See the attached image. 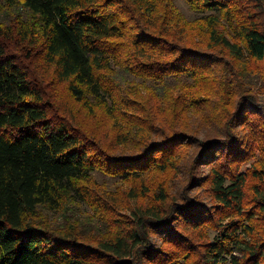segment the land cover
<instances>
[{"label":"trees","instance_id":"1","mask_svg":"<svg viewBox=\"0 0 264 264\" xmlns=\"http://www.w3.org/2000/svg\"><path fill=\"white\" fill-rule=\"evenodd\" d=\"M184 1L0 0V264H264V0Z\"/></svg>","mask_w":264,"mask_h":264},{"label":"rangeland","instance_id":"2","mask_svg":"<svg viewBox=\"0 0 264 264\" xmlns=\"http://www.w3.org/2000/svg\"><path fill=\"white\" fill-rule=\"evenodd\" d=\"M176 4L178 5V7L181 9V11L184 13V15L189 18V19H194L197 16H203L205 15V13H200V12H195L193 11L189 5L184 1V0H175ZM223 27L225 28L224 31L227 32V35H232L231 34V27L228 26V23L226 21H223ZM42 61L39 58L33 65H32V75L34 77H38V79H42L45 81V88H47V90L49 91L48 94H46V98H48V96H50V99H52V101H57V102H63L64 99V88L62 87V85H58L57 83H55V81L52 80V75L48 76L44 73V77L41 76L40 74V70L42 69L41 64ZM258 66V74L257 75H252V78H254V91L255 94L259 96V98H263L264 97V61L262 62H258L257 63ZM255 68V67H254ZM253 69V68H252ZM251 69V70H252ZM253 73H257V69L255 68ZM48 76V77H47ZM140 81L141 79H137L136 83ZM148 84H151L150 82H146ZM67 97V96H66ZM49 99V98H48ZM262 160V156H261V152L257 149L255 151V154L253 157H251V159H249L247 162H245L242 165V170H247L252 168L253 165L258 164L260 161ZM95 178L96 181L95 183H99V186L101 187L100 190H106L109 193L106 192L107 196H110L109 202L112 204H118L119 200H120V192L122 190L127 189L126 187L129 186V184H124L122 183V181L119 178H113V177H107V176H103L100 173H95ZM254 181H257V179H254L253 177L250 178V184ZM136 184H138V181L136 180ZM122 188V189H119ZM202 188H197L195 190V192H200ZM105 193L104 191L101 192V194ZM114 193L117 197H113ZM105 196V195H104ZM202 197L206 196L205 193L203 192ZM116 198V199H115ZM208 198V196L206 197V199ZM82 207L77 208L76 210L80 209L78 211L79 215H84V214H89L91 216L94 215V211L92 210L91 207L87 206L86 204H82ZM250 207V205H247ZM120 213H118V215H114L116 218H120L121 216H119ZM52 216V215H51ZM83 221V220H82ZM59 222H62V219L59 220ZM90 223V222H89ZM115 224V223H114ZM88 223H85V229L83 231L89 232L90 231V226ZM98 228H100V232H104L106 225H104L103 223H99L98 224ZM217 232L215 231H210V238L213 239L215 236H217Z\"/></svg>","mask_w":264,"mask_h":264}]
</instances>
